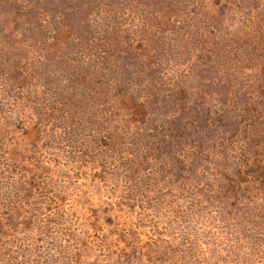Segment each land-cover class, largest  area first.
<instances>
[{
	"label": "rangeland",
	"instance_id": "obj_1",
	"mask_svg": "<svg viewBox=\"0 0 264 264\" xmlns=\"http://www.w3.org/2000/svg\"><path fill=\"white\" fill-rule=\"evenodd\" d=\"M28 1L95 38L0 39V161L55 214L0 264H264V0Z\"/></svg>",
	"mask_w": 264,
	"mask_h": 264
},
{
	"label": "trees",
	"instance_id": "obj_2",
	"mask_svg": "<svg viewBox=\"0 0 264 264\" xmlns=\"http://www.w3.org/2000/svg\"><path fill=\"white\" fill-rule=\"evenodd\" d=\"M2 6L12 7L15 9L14 15H8L13 27L9 29L12 32H7L5 28L2 29L1 40L7 41L9 44L10 41L20 43L22 40H28L32 33H35L30 37V39H36L41 37L40 42L44 44H48L49 41H55L53 44L55 46L62 47V43L66 40L73 39L78 48H80V44L84 45L83 48H86L95 38V35L89 38L87 36H83L80 38L72 37V33L63 29V31L58 30L56 28H52L51 21H49V14L47 12L37 11L36 8L42 7L40 3H32L28 0H2ZM90 23V18L84 19L83 22ZM22 26L21 29L18 27ZM18 28V29H16ZM22 31L25 35L19 39V32ZM57 31V32H56ZM8 33V34H7ZM53 37V39L51 38ZM89 38V39H88ZM29 39V40H30ZM88 39V40H87ZM28 40V41H29ZM82 48V49H83ZM82 62L87 64L89 60L88 53H82ZM85 74L81 78V83L84 84H94L93 74H89L86 70L83 71ZM105 86H102L104 88ZM21 161L16 160L14 158H4L0 161V187L4 188V191L8 195L4 196V200H8L10 203L7 205H0V252H36L35 247L32 246L31 243H23L19 239L23 236L22 229H29V227L34 226L37 227L38 236L42 234L45 235V227L41 228L40 225H44L49 218L55 216L51 212L48 207H44L41 205H31V204H16L14 201H17L19 198V194L16 193V190L19 188L17 186L18 180L17 176L21 173L17 170V165L20 164ZM264 174V171L262 172ZM235 175H233L234 177ZM233 183H237V181H233ZM180 188V189H179ZM180 194L183 192V188L179 187ZM197 192V191H196ZM31 196V194H27V197ZM183 199H186L187 195H182ZM24 196L23 198H25ZM180 198V199H182ZM201 198H193L192 201L197 200L196 203L200 202ZM145 212H149L154 214L153 210L144 208ZM47 236V235H45ZM41 250H46L45 246L39 247ZM40 251V250H39Z\"/></svg>",
	"mask_w": 264,
	"mask_h": 264
}]
</instances>
